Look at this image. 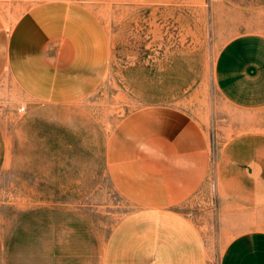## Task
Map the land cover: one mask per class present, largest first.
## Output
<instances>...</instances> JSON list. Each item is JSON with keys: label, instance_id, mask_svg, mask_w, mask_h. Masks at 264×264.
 I'll use <instances>...</instances> for the list:
<instances>
[{"label": "rangeland", "instance_id": "rangeland-1", "mask_svg": "<svg viewBox=\"0 0 264 264\" xmlns=\"http://www.w3.org/2000/svg\"><path fill=\"white\" fill-rule=\"evenodd\" d=\"M78 1L99 14L110 41L95 88L69 105L27 107L0 79L10 135L9 163L0 168V264H101L115 221L167 193L170 178L153 166L160 164L104 161L106 142L128 112L170 102L207 119L209 163L224 139L219 132L241 115L218 93L212 65L232 35L264 32V0ZM222 205L210 168L201 187L173 203L199 230L206 264H217L225 242L244 228Z\"/></svg>", "mask_w": 264, "mask_h": 264}, {"label": "crops", "instance_id": "crops-1", "mask_svg": "<svg viewBox=\"0 0 264 264\" xmlns=\"http://www.w3.org/2000/svg\"><path fill=\"white\" fill-rule=\"evenodd\" d=\"M109 43L103 19L85 2L0 0V79L23 94L27 107L69 105L88 95L105 75ZM212 76L225 103L241 115L219 132L224 139L210 163L207 119L173 103L148 102L115 124L105 163L160 164L153 166L170 179L161 199L115 221L101 264H206L199 230L173 203L201 187L208 168L226 215L244 227L225 242L217 264H264V32L226 39ZM2 114L1 169L10 150Z\"/></svg>", "mask_w": 264, "mask_h": 264}, {"label": "built area", "instance_id": "built-area-1", "mask_svg": "<svg viewBox=\"0 0 264 264\" xmlns=\"http://www.w3.org/2000/svg\"><path fill=\"white\" fill-rule=\"evenodd\" d=\"M18 109H20V110H21V109H22V106H20Z\"/></svg>", "mask_w": 264, "mask_h": 264}]
</instances>
